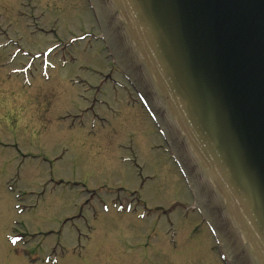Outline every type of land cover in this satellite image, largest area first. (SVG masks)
Returning <instances> with one entry per match:
<instances>
[{
  "label": "rangeland",
  "instance_id": "rangeland-1",
  "mask_svg": "<svg viewBox=\"0 0 264 264\" xmlns=\"http://www.w3.org/2000/svg\"><path fill=\"white\" fill-rule=\"evenodd\" d=\"M99 31L87 0H0V264H223Z\"/></svg>",
  "mask_w": 264,
  "mask_h": 264
},
{
  "label": "water",
  "instance_id": "water-1",
  "mask_svg": "<svg viewBox=\"0 0 264 264\" xmlns=\"http://www.w3.org/2000/svg\"><path fill=\"white\" fill-rule=\"evenodd\" d=\"M89 1L232 263L264 264V0Z\"/></svg>",
  "mask_w": 264,
  "mask_h": 264
},
{
  "label": "flooded vegetation",
  "instance_id": "flooded-vegetation-1",
  "mask_svg": "<svg viewBox=\"0 0 264 264\" xmlns=\"http://www.w3.org/2000/svg\"><path fill=\"white\" fill-rule=\"evenodd\" d=\"M74 217L78 220V215L70 216V217H69V220H74Z\"/></svg>",
  "mask_w": 264,
  "mask_h": 264
}]
</instances>
